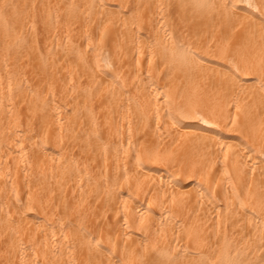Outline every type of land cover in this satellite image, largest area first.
Masks as SVG:
<instances>
[{
    "label": "bare ground",
    "instance_id": "bare-ground-1",
    "mask_svg": "<svg viewBox=\"0 0 264 264\" xmlns=\"http://www.w3.org/2000/svg\"><path fill=\"white\" fill-rule=\"evenodd\" d=\"M0 264H264V0H0Z\"/></svg>",
    "mask_w": 264,
    "mask_h": 264
}]
</instances>
